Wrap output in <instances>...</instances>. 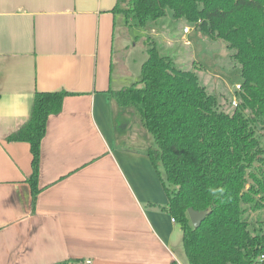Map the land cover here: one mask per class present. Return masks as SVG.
Masks as SVG:
<instances>
[{
	"label": "crops",
	"instance_id": "obj_1",
	"mask_svg": "<svg viewBox=\"0 0 264 264\" xmlns=\"http://www.w3.org/2000/svg\"><path fill=\"white\" fill-rule=\"evenodd\" d=\"M122 3L0 0V99L68 92L47 122L35 204L30 144L8 140L30 118L0 119V264H185L169 247L165 186L142 172L152 145L141 114L113 92L141 81L150 36L164 29L172 51L191 29L140 27Z\"/></svg>",
	"mask_w": 264,
	"mask_h": 264
},
{
	"label": "trees",
	"instance_id": "obj_2",
	"mask_svg": "<svg viewBox=\"0 0 264 264\" xmlns=\"http://www.w3.org/2000/svg\"><path fill=\"white\" fill-rule=\"evenodd\" d=\"M168 9L233 49L231 60L243 77L235 91L238 105L229 110L197 71L177 65L155 43L141 81L113 97L121 106H136L154 135L157 147L149 156L164 167L166 210L181 227L188 264H264V224L250 214L264 209V0H123L119 10L145 28ZM67 93L37 92L30 119L8 138L30 144L34 204L47 122L62 111ZM210 186L224 187L223 197L213 198ZM189 207L209 210L197 228Z\"/></svg>",
	"mask_w": 264,
	"mask_h": 264
},
{
	"label": "rangeland",
	"instance_id": "obj_3",
	"mask_svg": "<svg viewBox=\"0 0 264 264\" xmlns=\"http://www.w3.org/2000/svg\"><path fill=\"white\" fill-rule=\"evenodd\" d=\"M168 11L169 12L167 13V15L162 18L164 19L163 22L166 24V28L168 29L170 27L171 29L169 31L174 35H183L184 26L182 22H184L185 20L175 19L172 11L170 9H168ZM187 24L190 27L191 32L187 34L188 39H186L185 41L186 43H190L189 45L184 44V40H182L181 43L178 46L172 48L171 51V47L166 46V41L164 40V38H166L164 36L165 30L163 29L162 33L158 31L154 33V35L149 37V41L152 42H149L147 46L151 47V44L155 43L154 40H152V38L154 37L159 48L162 51L167 52L164 54H170L177 65L183 68L186 67L197 71L201 83H204L209 91L215 93L223 102L227 103L229 110H232L235 107V105L232 104V100L234 97V95L232 94L233 90L236 87L237 83H241L243 80L239 66H236L233 60H231L233 49H231L228 44L223 41H210L206 35L196 29L194 24L188 22ZM156 28L161 30V28L159 27ZM138 30L141 31L140 28ZM143 30L144 29H142V31ZM185 32L187 33V30H185ZM216 44H220V46L215 47L214 45ZM166 47L167 49H165ZM134 51L135 55H142V51L139 50V48H135L133 52ZM145 130L149 134V140H151L152 145L149 146L147 150V153L149 154L150 148L157 147V144L154 135H152L147 129ZM149 164H151L152 167ZM157 165L158 166H156L153 162H148L147 165H145L143 161L141 162L142 172L146 174L145 177L152 187L154 185L152 180L156 177L163 185L166 181L163 165L161 164V162H158ZM150 170H152L155 174L153 175V172ZM250 214L251 219H253L256 224H264V209L258 212H251ZM173 223V237L171 242H169V247L170 249L177 251L184 263L188 264L187 256L183 247V233L181 227L177 222Z\"/></svg>",
	"mask_w": 264,
	"mask_h": 264
},
{
	"label": "clouds",
	"instance_id": "obj_4",
	"mask_svg": "<svg viewBox=\"0 0 264 264\" xmlns=\"http://www.w3.org/2000/svg\"><path fill=\"white\" fill-rule=\"evenodd\" d=\"M33 97L24 90H14L0 99V119L11 122H24L30 116ZM213 198L223 197L225 188L210 186L208 189Z\"/></svg>",
	"mask_w": 264,
	"mask_h": 264
},
{
	"label": "water",
	"instance_id": "obj_5",
	"mask_svg": "<svg viewBox=\"0 0 264 264\" xmlns=\"http://www.w3.org/2000/svg\"><path fill=\"white\" fill-rule=\"evenodd\" d=\"M215 47H219L220 44L214 45ZM209 210H196L193 207H189L188 214L191 217L192 223L195 228L199 227L203 221L207 218Z\"/></svg>",
	"mask_w": 264,
	"mask_h": 264
},
{
	"label": "built area",
	"instance_id": "obj_6",
	"mask_svg": "<svg viewBox=\"0 0 264 264\" xmlns=\"http://www.w3.org/2000/svg\"><path fill=\"white\" fill-rule=\"evenodd\" d=\"M185 30H187V32L190 30V27H185ZM237 89H241V83H237V85H236V87L234 88V90H233V95H234V97H233V105H238V97H237V95L235 94V91L237 90ZM173 221H175V218L173 217V219H172ZM89 262H91L90 260H88L87 261V263H89ZM68 264H72V262L71 263H68Z\"/></svg>",
	"mask_w": 264,
	"mask_h": 264
}]
</instances>
